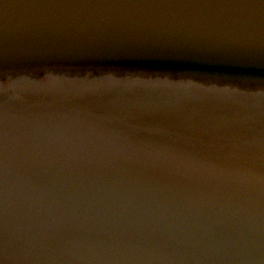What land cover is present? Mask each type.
I'll use <instances>...</instances> for the list:
<instances>
[{"label": "water", "instance_id": "1", "mask_svg": "<svg viewBox=\"0 0 264 264\" xmlns=\"http://www.w3.org/2000/svg\"><path fill=\"white\" fill-rule=\"evenodd\" d=\"M0 264H264V0H0Z\"/></svg>", "mask_w": 264, "mask_h": 264}]
</instances>
